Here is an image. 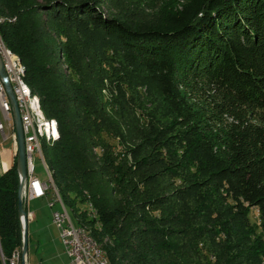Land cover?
Instances as JSON below:
<instances>
[{"label":"trees","instance_id":"1","mask_svg":"<svg viewBox=\"0 0 264 264\" xmlns=\"http://www.w3.org/2000/svg\"><path fill=\"white\" fill-rule=\"evenodd\" d=\"M158 2L0 0L2 39L58 122L54 185L113 264H260L264 0ZM19 183L16 155L0 264H22Z\"/></svg>","mask_w":264,"mask_h":264},{"label":"built area","instance_id":"2","mask_svg":"<svg viewBox=\"0 0 264 264\" xmlns=\"http://www.w3.org/2000/svg\"><path fill=\"white\" fill-rule=\"evenodd\" d=\"M0 56L3 60L7 75L6 80L0 76V107L4 116V120H0V131L5 133L7 128L10 129L12 143L17 153L18 141L12 115V105L5 87V83L8 82L12 87L18 103L25 137L28 175L22 190L24 203L33 199L48 198V205L51 209V220L53 225L58 229L60 242L69 258L70 264H104L101 255L97 251L96 245L92 244L86 235H81L78 231V227L72 224L70 218L65 214L64 210H62V205L58 200L54 187H50L47 179L42 180L36 174L34 164V155L36 154L35 141L34 137H32L29 118L25 113V100L22 99V90L17 80L15 64L12 63L8 55L2 52L1 42ZM27 215L29 222L33 216L32 213L28 212Z\"/></svg>","mask_w":264,"mask_h":264},{"label":"bare ground","instance_id":"3","mask_svg":"<svg viewBox=\"0 0 264 264\" xmlns=\"http://www.w3.org/2000/svg\"><path fill=\"white\" fill-rule=\"evenodd\" d=\"M6 20H7L6 16L0 15V25L4 23ZM11 20H15V17L12 18ZM0 42H1L2 52L8 55L12 63L15 64L17 80L22 90V99L25 100V113L29 118L32 137H34V141H35L36 154L44 164L45 171L48 176L47 181L50 187H54V190L58 196V200L62 205V210H64L65 214L70 218L72 224L78 227V231L81 233V235H86L88 237V240L91 241L92 244L96 245L97 251L101 255L102 262H104V264H113L109 260L103 246L92 235L89 226L83 223H78L77 219L73 217L74 215L72 216L71 209L64 203L58 189L54 185L52 179V172L49 165L46 162L45 155L41 146V139H44L47 145L54 144L59 137L58 122L56 118L49 117L44 112L39 96L32 91L30 85L26 80L25 65L23 64L18 54H16L6 46V44L2 39L1 34H0ZM92 215L93 216L95 215V210H92Z\"/></svg>","mask_w":264,"mask_h":264},{"label":"crops","instance_id":"4","mask_svg":"<svg viewBox=\"0 0 264 264\" xmlns=\"http://www.w3.org/2000/svg\"><path fill=\"white\" fill-rule=\"evenodd\" d=\"M0 120H4L2 109L0 107ZM15 147L12 143L10 129L7 128L5 133L0 131V175L5 173L15 162ZM34 201L35 208L29 206ZM48 198L33 199L25 203L28 213H32L33 218L28 223L29 251L27 255V264H42L41 259L47 258L48 261L54 262L67 259L61 258V251L55 252L59 239L58 229L53 225L51 220V209L47 206ZM63 254H66L63 252ZM70 264L69 258L66 261Z\"/></svg>","mask_w":264,"mask_h":264},{"label":"water","instance_id":"5","mask_svg":"<svg viewBox=\"0 0 264 264\" xmlns=\"http://www.w3.org/2000/svg\"><path fill=\"white\" fill-rule=\"evenodd\" d=\"M0 76L6 80V72L3 65V60L0 56ZM7 95L10 99L12 105V115L15 125V131L17 134L18 148H17V169L19 174V214L22 223L23 231V247L21 251V261L22 264H27V255L29 251V235H28V215L25 208V203L22 197V190L25 180L27 179V154L25 150V137L23 131V125L21 120V115L18 107L16 97L13 93L10 83H5Z\"/></svg>","mask_w":264,"mask_h":264},{"label":"rangeland","instance_id":"6","mask_svg":"<svg viewBox=\"0 0 264 264\" xmlns=\"http://www.w3.org/2000/svg\"><path fill=\"white\" fill-rule=\"evenodd\" d=\"M186 2H187V0H159V2H158L159 5L156 7L157 8L162 7V10H165V9L169 10L170 8H172V6L178 5V7H180L183 3H186ZM163 7H165V8H163ZM12 21H14V20H12ZM41 146H42L43 152L45 154V157H47L46 150H47L48 145L44 139H41ZM47 163H48V161H47ZM34 164H35V168H36V174L42 180L47 179L48 176H47V173L45 171L44 164H43L42 160L38 157L37 154L34 155ZM31 205L33 208H35V202L34 201L29 203V206H31ZM47 206L49 208L48 202H47ZM72 216H73V212H72ZM248 219H249V222H250L252 229H253V233H254L253 238H255V239L260 238L264 242V219L260 216L259 212L256 209L251 210ZM60 251H61V258L62 257L66 258L67 255L63 254V252H65L63 245L61 243L60 244L57 243L56 247H55V252H60ZM67 259H68V257H67ZM67 259L50 262L47 260V258H43V259H41V262H42V264H67L66 263ZM260 259H261L260 264H264V256H260Z\"/></svg>","mask_w":264,"mask_h":264}]
</instances>
